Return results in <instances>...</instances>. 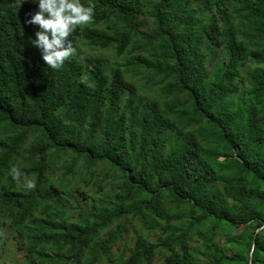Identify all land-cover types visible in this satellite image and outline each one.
<instances>
[{
  "label": "trees",
  "instance_id": "1",
  "mask_svg": "<svg viewBox=\"0 0 264 264\" xmlns=\"http://www.w3.org/2000/svg\"><path fill=\"white\" fill-rule=\"evenodd\" d=\"M81 2L74 39L122 61L48 67L37 5L0 0V220L25 264H264V0Z\"/></svg>",
  "mask_w": 264,
  "mask_h": 264
},
{
  "label": "clouds",
  "instance_id": "2",
  "mask_svg": "<svg viewBox=\"0 0 264 264\" xmlns=\"http://www.w3.org/2000/svg\"><path fill=\"white\" fill-rule=\"evenodd\" d=\"M24 0H18V6ZM37 5V10L30 15L25 23L36 24L34 38L30 43L36 46L43 61L48 67L59 68L64 61L75 53L74 30L77 26L85 25L93 18L94 8L85 5L81 0H32ZM73 39H68L69 37ZM13 179H19L20 170L16 167L10 169ZM26 188L34 187L30 180L26 181ZM264 230L261 222L257 231Z\"/></svg>",
  "mask_w": 264,
  "mask_h": 264
},
{
  "label": "rangeland",
  "instance_id": "3",
  "mask_svg": "<svg viewBox=\"0 0 264 264\" xmlns=\"http://www.w3.org/2000/svg\"><path fill=\"white\" fill-rule=\"evenodd\" d=\"M74 47L76 48L77 51L80 52L81 57L86 56V55H89V56L98 55V56L105 58L107 60V63L109 64L113 61H122L121 58H118L112 52L107 51V50H99V49H95L92 47H88L85 44H83L82 41L78 39H74ZM135 81L137 83H140L138 79H135ZM60 172L61 170L58 171V169H56L53 177L57 178ZM73 182L75 184V180ZM78 184L80 188L83 187L82 184L80 183ZM88 188L89 187L87 186L86 190H88ZM78 198L81 202L82 201L81 197H78ZM130 236H131L130 234L125 235L126 238H129ZM15 237L16 235L14 231L12 230V228L8 225V223L0 220V264H25L26 253L23 249H19L18 244L15 240ZM151 239H153V236L151 237ZM20 245L24 247L23 242H21ZM116 249H119V250L123 249L121 243L115 244L113 251H115Z\"/></svg>",
  "mask_w": 264,
  "mask_h": 264
},
{
  "label": "water",
  "instance_id": "4",
  "mask_svg": "<svg viewBox=\"0 0 264 264\" xmlns=\"http://www.w3.org/2000/svg\"><path fill=\"white\" fill-rule=\"evenodd\" d=\"M257 231V230H256Z\"/></svg>",
  "mask_w": 264,
  "mask_h": 264
}]
</instances>
